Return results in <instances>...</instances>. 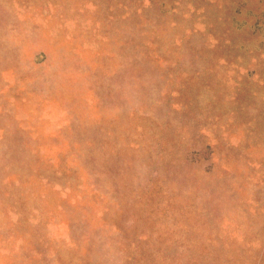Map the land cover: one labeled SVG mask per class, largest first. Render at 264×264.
Wrapping results in <instances>:
<instances>
[{
  "label": "rangeland",
  "instance_id": "obj_1",
  "mask_svg": "<svg viewBox=\"0 0 264 264\" xmlns=\"http://www.w3.org/2000/svg\"><path fill=\"white\" fill-rule=\"evenodd\" d=\"M0 264H264V0H0Z\"/></svg>",
  "mask_w": 264,
  "mask_h": 264
}]
</instances>
